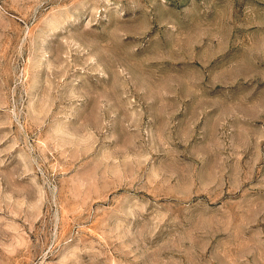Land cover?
I'll return each instance as SVG.
<instances>
[{"label":"rangeland","instance_id":"374dc122","mask_svg":"<svg viewBox=\"0 0 264 264\" xmlns=\"http://www.w3.org/2000/svg\"><path fill=\"white\" fill-rule=\"evenodd\" d=\"M0 264H264V0H0Z\"/></svg>","mask_w":264,"mask_h":264}]
</instances>
